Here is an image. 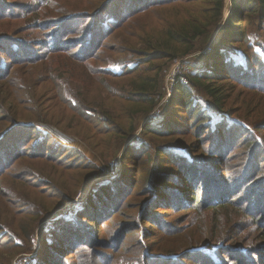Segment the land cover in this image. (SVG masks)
Masks as SVG:
<instances>
[{"label": "trees", "instance_id": "1", "mask_svg": "<svg viewBox=\"0 0 264 264\" xmlns=\"http://www.w3.org/2000/svg\"><path fill=\"white\" fill-rule=\"evenodd\" d=\"M55 1L0 0V153L8 141L23 140L30 132H37V145L51 140L39 131L38 124L19 120L17 103L30 104L26 109L34 112L37 120L50 112L45 107L49 102V107H60L62 112L68 105L75 115L102 116L104 127L113 128L114 119L104 111L91 116L88 111L96 110L77 92L74 99L69 91L75 101L68 99L66 87L55 74L63 64L72 66L73 75L90 69V76L103 72L121 78L154 60L185 57L194 51L195 38L220 23L226 7L225 0H76L46 14L44 8L51 2L49 7L56 6ZM202 5L206 20L199 14ZM183 8L191 16L178 27L171 21L155 34L131 33V45L117 42L142 14L154 9L180 12ZM30 12L36 21L24 26L38 30L39 39L22 37L24 29L19 22L13 29L6 28L7 22ZM253 15L257 30L263 32L264 0H231L228 21L212 41L210 53L198 57L190 86L178 83L161 118L145 128L171 142L192 136L195 141L158 146L153 156L146 153L143 160H153L148 165L146 186L142 189L135 184L136 195L129 200L137 215L127 218L128 214L120 212L109 217L105 235L99 236L98 215H86L93 195L72 221L54 229L34 264H116L130 248L136 250L139 264H264V41H259L264 32L252 39L241 25L246 17L250 23ZM79 27L82 32L76 33ZM108 50L127 51L133 57L121 66L100 69L97 64ZM135 77L138 82H131L129 98L151 102L150 95L156 94L162 80L144 74ZM30 78L34 79L31 88L27 86ZM113 94L108 96L115 97ZM132 117L128 131L123 129L118 135L134 129ZM25 153L38 154L33 149L19 155ZM75 154L79 156L78 151H67L59 160ZM41 156L49 159L53 155L45 148ZM6 164L0 156V170ZM124 187L125 181L119 178L97 193L95 199L103 197V212L117 208ZM6 229L0 225V243L12 241ZM249 231L255 233L253 237ZM130 234L134 239L123 245ZM1 260L7 264L9 258Z\"/></svg>", "mask_w": 264, "mask_h": 264}, {"label": "rangeland", "instance_id": "2", "mask_svg": "<svg viewBox=\"0 0 264 264\" xmlns=\"http://www.w3.org/2000/svg\"><path fill=\"white\" fill-rule=\"evenodd\" d=\"M6 1L10 3L18 0ZM75 1L56 0V6L49 7L51 2L44 10L46 9V14L51 15L56 7L60 8ZM225 3L226 7L220 23L210 27L208 34L195 38L193 41L194 51L185 57L154 60L152 63L143 64L140 69H135L129 75L121 78H113L112 75L103 72L96 76H90V69H87V72L73 75L70 72L73 69L72 66L67 64H63L61 69L56 68V70L60 69L55 74L58 75L60 83L66 87L68 99L75 101L73 93L77 92L80 97L85 98L87 105L96 110L92 113L88 111V113L95 116L99 111H104L108 117L114 119L115 124L118 123V125L111 124L114 125L113 128L106 129L104 127L106 122L102 116L90 119L83 115H75L68 105L64 106L65 111L62 112L60 107H49L47 105L49 102H47L45 107L49 108L50 112L43 120H37L34 112L26 109L30 104H16L19 109V120L38 124L39 131L48 134L51 140L48 144L43 140L42 143H39L40 145H37L34 143L37 132H30L25 139L19 138L15 142L8 141L1 149L3 151L0 153L2 161H8L9 164L0 170V178L4 175L0 180V225L7 227L6 230L11 235L12 241L0 243V264L3 258H9L7 264H34V258L43 248L44 241L47 240V243H50L49 239L54 229H61L65 225L64 222L72 221L93 195V203L90 204V208L87 207L86 215H98L96 219H99V223L96 225V230L99 236L105 235L109 217L120 212L128 214L127 218L137 215L133 209L135 204H129V200H132L136 195L135 184H139L142 189L146 186L148 169L153 163V160L150 159L143 160L146 153L153 156L157 152L158 146L172 147V145L177 146L182 143L189 145L195 141V137L192 136L189 139L183 138L182 142H171L169 137L156 135L153 132L149 134L145 128L155 125V122L161 118L178 83L190 86L189 79L193 74L196 61L199 60L198 57L210 53L212 41L220 28L228 21L231 0H225ZM204 8L205 6L202 5L199 14L206 20V15L203 13ZM34 15L30 12L11 21L6 16L3 19L9 21L5 24L8 29L15 28L18 22L21 23L20 27L24 29L21 36L35 40L40 38V32L36 29L26 30L27 28L24 26L36 21L33 18ZM190 16L191 13L185 8L180 12L150 10L136 19L133 25L125 30L126 36L119 37L117 42L124 44L127 42L131 45L130 34L133 32H137L139 35L141 32L155 34L158 29L165 28L171 21L174 22L175 27H178L179 23ZM249 17L250 23L247 22L248 17H246V20H241V25L252 39H256L255 36L263 34L264 31L257 30L255 15ZM73 25L75 27L76 24ZM78 26L76 25V27ZM78 29L76 33H81L82 29L80 27ZM259 41L263 42L264 38H260ZM132 57L127 51L108 50L97 67L103 69L121 66L126 61H130ZM104 61H119V63L108 64ZM136 70L137 72L134 73ZM137 74H144L150 78L154 76L162 80V85L155 92L156 94L150 95L151 102L142 103L129 98L127 91L130 89L131 82H138V77H135ZM36 76L40 77V74L36 73ZM182 78L187 79V83H183ZM119 81L123 83L120 86L116 85ZM33 82L34 79L30 78L27 86L33 87ZM48 85L52 86L53 81L48 82ZM69 91L72 92L74 99L70 96ZM42 92L43 87H38V94L41 95ZM110 92L116 96H108ZM131 106L134 110H129ZM88 109L90 108L88 107ZM155 111L156 115H154ZM131 117L134 129L129 134L118 135L123 132V129L129 128L132 123V120H129ZM178 136L183 137L182 135ZM135 143H137L136 146L132 148ZM195 145L197 146V143ZM147 146L150 147V150ZM45 148L49 155L52 153V158L47 159L41 156V154L45 155ZM128 148L129 152H126ZM18 149L21 150L17 152ZM33 149H37L38 154L19 155L22 151L29 152ZM74 150L79 152V156L75 154L73 157L68 156L64 160H59L65 152ZM85 163H88L89 166ZM119 178L125 181L123 191L126 192L121 196L117 208L110 207L106 212H103L101 210L103 202L100 200L103 197L95 199L98 196L97 193L112 186ZM127 185H130L129 188ZM114 189L112 188L111 191ZM110 206H114V204ZM80 226L83 227V225ZM249 234L253 237L255 233L249 231ZM59 238L60 234L56 240ZM132 239L134 237L131 234L127 235L123 245L132 242ZM135 253L134 248L128 249L121 254L116 264H139ZM129 255L132 256L126 258Z\"/></svg>", "mask_w": 264, "mask_h": 264}, {"label": "built area", "instance_id": "3", "mask_svg": "<svg viewBox=\"0 0 264 264\" xmlns=\"http://www.w3.org/2000/svg\"><path fill=\"white\" fill-rule=\"evenodd\" d=\"M181 80H182L183 83H187V79L182 78ZM156 114H157V113H156V111H155V112H154V115H156Z\"/></svg>", "mask_w": 264, "mask_h": 264}]
</instances>
